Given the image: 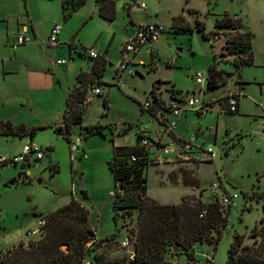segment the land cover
Instances as JSON below:
<instances>
[{"label":"rangeland","instance_id":"rangeland-1","mask_svg":"<svg viewBox=\"0 0 264 264\" xmlns=\"http://www.w3.org/2000/svg\"><path fill=\"white\" fill-rule=\"evenodd\" d=\"M93 1L84 0L73 16L67 15L71 12L70 7L64 11L67 26L76 21L75 25L79 27L77 35H73L75 40L84 46L93 44L98 55L105 59L100 84L93 85L99 93L87 90L81 126L71 128L69 139L78 141L77 149L71 153L68 141L53 131V126L60 124L63 108L60 109L57 103L58 96L42 91L37 94L35 107L21 112L18 107L4 106L0 102L3 117L8 116L14 121L25 119L33 122L35 127L42 126L36 127L32 142L43 149V157L32 156L26 166L25 182L10 185L9 181L19 173V165L0 164V252L20 242L37 239L38 233L33 230L39 227V219L73 198L86 210L87 223L94 229L96 239L115 234V243L105 248L97 259L98 264H128L132 246L121 242L127 230L129 232L134 226L136 210L117 218L116 222L112 219L115 185L106 161L113 146L134 144L137 128L143 124L149 127L150 140H157L155 127L158 124L154 116L140 106L145 101L152 102L153 90L162 102H166L175 90L193 92L194 97L206 103L207 111L203 114L188 110L181 129L184 137H194L197 150L191 152L190 158L183 154L185 158L181 160L155 162L152 156L162 151L163 146L176 149L177 144L170 140L167 132L160 139V147L149 141V161L144 169L145 195L159 204H176L182 196L208 202L211 186H216L219 197L224 193H235L236 198L229 205L216 244L194 243L193 257L200 261L211 257L214 264H225L231 237L238 235L240 243L234 255L245 263L251 258L262 260L264 0H136L145 4L144 10L135 5H130L129 10L124 9L131 0H113L114 15L110 21L96 14L89 17L90 12H94ZM224 13L233 20L238 31L251 34L252 60L237 71L230 63L232 56L223 55L225 35L215 26V19ZM79 15L85 16L83 24L82 19L78 20ZM173 17L176 25L187 22L191 30L177 29L172 25ZM138 20L157 23L164 26V30L152 45L142 44L124 56L127 68L119 72L117 81L114 65L120 58V45L128 39ZM195 20L203 23L206 36L196 30ZM75 57L84 62V67L91 62L86 55L81 58L75 54ZM210 63L226 73L223 83L206 88L205 84L198 85L190 79L196 72L206 76ZM127 69L132 73L128 74ZM1 81L0 86L4 85ZM65 81H60L63 87ZM67 82L68 86L72 84L71 76L67 77ZM42 83L46 86L45 80ZM63 90H60L61 99L67 89ZM228 91L239 94V108L235 112H228L224 107L222 98ZM208 103H211L209 108ZM163 114L169 118L166 112ZM90 124L104 126V135L86 134L82 126ZM19 136L0 135V157L18 154V147L21 150L29 137L25 135L18 140ZM199 146L202 149L210 147L214 158L209 160ZM82 149L85 157L79 154ZM101 249L99 247L98 251ZM167 252L172 254L174 251L169 248ZM174 260L183 261L185 255L180 253L173 258L166 255L158 264H171Z\"/></svg>","mask_w":264,"mask_h":264},{"label":"trees","instance_id":"trees-1","mask_svg":"<svg viewBox=\"0 0 264 264\" xmlns=\"http://www.w3.org/2000/svg\"><path fill=\"white\" fill-rule=\"evenodd\" d=\"M82 2L83 0L65 1L70 11ZM95 4L100 18L106 21L113 18V0H95ZM67 15L64 14L63 18ZM171 22L180 30L192 28L187 22L176 25L175 17ZM215 26L225 35L223 55L227 53L232 56L230 63L235 71L241 65L250 63L251 34L248 31H238L236 24L225 13L215 19ZM194 27L206 36L201 21L195 20ZM90 61L87 71H78L75 74V84L68 89L64 97L60 124L53 126V131L60 134L68 143L71 128L81 126L82 106L86 100L87 90L93 88L94 84H100L105 59L98 55L90 58ZM206 70V88L223 83L219 82V79L225 77L226 73L217 69L214 63L208 64ZM151 93L153 100L146 110L154 116L155 111L166 110L167 101L162 102L154 90ZM222 99L224 101L225 96ZM208 105L211 106V103ZM82 128L86 134L104 135V126L99 124L84 125ZM108 128L110 129V126ZM35 130L36 127L13 126L9 120L0 119V135L28 134L32 137ZM138 140L139 135L136 133L134 144L113 146L106 161L115 185L112 192V219L116 222L117 218L136 210L134 226L126 233L128 243L132 246L128 264H156L163 262L166 255L173 258L180 253L185 255L186 260H190L193 258L194 243L216 244L220 230L225 224L229 206L222 205L217 200L203 203L198 197L193 196H182L176 204H159L149 199L145 195L144 178L149 151L147 147L140 145ZM116 185H119L118 189ZM261 207L260 222H263L264 201ZM201 209L204 210V214L199 217ZM40 219H44V224L36 232L37 239L20 242L17 246L0 252V264H80L84 258H88L91 264H98L97 259L104 253L105 248L115 243L114 233L103 239L95 238L94 229L87 223L86 210L73 198ZM88 241L91 242L86 245ZM239 243L238 235H233L227 249L225 264H264V258L259 261L251 258L245 263L238 255H234ZM99 247H102L100 251ZM169 248L174 251L172 254L167 252Z\"/></svg>","mask_w":264,"mask_h":264},{"label":"crops","instance_id":"crops-1","mask_svg":"<svg viewBox=\"0 0 264 264\" xmlns=\"http://www.w3.org/2000/svg\"><path fill=\"white\" fill-rule=\"evenodd\" d=\"M65 1L68 2L69 0H3L0 2V79L2 80V84H4L0 86V102L4 106H10L14 108L18 107V112L26 109H33L35 107V102L37 101V94L47 90L53 93L55 96H58L59 100H57V103L61 109V107H63L64 98H60V90L64 89L63 91H65L66 88L68 91V89H70L75 84V74L78 71H87L89 69L90 63L87 67H84V62L75 57V54L81 58L83 57V55L77 53V44L79 43V46H83V44H80L81 42H77V40H75L76 37L73 36L75 34L77 35L79 31V27H77V24L75 25L76 21H71V25L67 26L68 18H63L65 9L69 7L66 5ZM93 3L94 12L91 11L89 17H92L94 14L97 15L95 0ZM80 6L81 4L69 12V14L71 13V16H73V13L77 12ZM129 9L130 7L126 10ZM39 11L42 12L41 15H39ZM84 17L85 16L83 15H79L78 20H83ZM47 22L48 24L46 25L45 23ZM84 22L85 20H83L81 24ZM131 22L133 23V20ZM140 22L145 21L138 20L137 22H134L133 26ZM23 23L28 27V33L30 35L31 41L26 44L16 45V35L18 33L20 24ZM53 24L59 25V30L56 37L60 42V45L55 47L49 45L48 43V36ZM131 34H129L128 38L131 36ZM74 46L76 49L75 52H70L69 47ZM89 47L95 51L93 44L91 46L89 45ZM56 59H65V62L55 63ZM70 76L72 77V84L68 86L67 77ZM62 79L66 80V84L64 86L65 88L61 83ZM42 80H45L46 86L44 83H42ZM232 93L237 94L238 110L239 94L235 91H232ZM14 96H17L18 100H16V97ZM159 112L164 113L163 110H159ZM159 112L155 111V115ZM187 114L188 110L182 111L176 118L174 127L169 132H167L170 140L174 143H177L178 141L189 136L187 135L184 137L182 133L183 131L181 130L182 126H184ZM155 115L154 118L156 120ZM0 119L9 120L13 126L25 125L26 127H35L33 122H29L25 119L14 121L8 116L3 117L1 114ZM157 124L158 126L155 127L157 140L153 142L155 147H159L161 145L160 139L162 138L163 133L166 132L162 124L158 122ZM139 127L146 128L147 137L150 139L148 125L146 126L143 124ZM25 135L28 134L20 135L18 140L23 139ZM32 137L29 136L27 139L32 140ZM193 142H195V140ZM196 146L197 145L193 143L191 152L197 150ZM198 148H200V146ZM175 150H177V147L176 149H173V152L170 153H173L174 155H166L164 161H171L173 159L181 160V158L185 157L190 158L191 152L188 154V156L184 157L182 155H177ZM19 151L21 150L18 147V153ZM79 154L80 156L85 157L83 149L79 151ZM30 162L31 159L27 161L26 166L29 165Z\"/></svg>","mask_w":264,"mask_h":264},{"label":"built area","instance_id":"built-area-1","mask_svg":"<svg viewBox=\"0 0 264 264\" xmlns=\"http://www.w3.org/2000/svg\"><path fill=\"white\" fill-rule=\"evenodd\" d=\"M130 5H135L139 10H144L145 4L141 1L137 2L136 0H131L130 4H126L123 6L124 9H128ZM59 30L58 24H53L49 36H48V43L49 45L55 47L60 45V42L57 40V33ZM164 30V26L159 25L157 23H146L140 22L135 24L133 32L131 36L125 40L120 45V58L117 63L114 65V71L116 73V78L119 77V72L125 70L127 68V62L124 60V56L129 52L139 48L142 44H149L152 45L154 42L157 41L159 34ZM31 41L30 35L28 33V27L26 24H20L18 33L16 35L15 44L21 45L26 44ZM71 45V44H69ZM70 52H75V46L69 47ZM77 53L80 55H86L88 58H95L97 57V53L89 46H78ZM65 59H56L55 63H64ZM128 74H131V70L127 69ZM194 82L198 85H202L206 83V76H203L200 72H196L191 77ZM118 81V78H117ZM225 77L222 76L219 79V82H224ZM93 94L99 93V90L96 87L90 89ZM200 91L203 92V89L200 88ZM224 100V107L228 112H234L237 110V94L232 92H227L225 95ZM167 108L164 110L169 115L164 116L163 112H159L155 115L156 121L164 127L166 132H169L175 124L176 118L180 115V113L184 110H193L198 115L203 114L207 111L205 105L201 99L194 97L193 92H171L169 95V99L167 100ZM149 102L145 101L142 103L141 108L147 109L149 106ZM264 106V103L262 104ZM209 108V105H208ZM137 134L139 135V144L147 147L149 141H151L146 134L145 127H139ZM193 141L194 137L189 135L183 140L178 141L177 144V155L188 154L191 152L193 148ZM152 142V141H151ZM153 143V142H152ZM154 144V143H153ZM78 141L74 139L73 141L69 140V150L72 153L74 150L77 149ZM160 147V146H159ZM148 149V148H147ZM202 152L206 153L207 158L212 160L214 158V153L210 147L205 149L200 148ZM149 151V150H148ZM150 152V151H149ZM173 152V148H167L163 146V150L160 151L158 154H154L152 156V161L160 162L165 160L166 154ZM35 157L36 159H41L43 157V149L32 142L31 139H28L22 146L21 151L14 156L9 158L0 157V164H9L13 166L19 165V173L17 177H15V182H24L27 178V171H26V164L31 157ZM209 200L215 201L217 200L222 205H231L236 198L235 193H224L222 195L217 196L216 194V186H211L208 188ZM204 214V210L201 209L198 216H202ZM44 224V219H39V227L33 230L37 232L39 228ZM91 241L86 242L88 245ZM128 243V236L125 235L123 241L121 242L122 245ZM176 257V255L174 256ZM162 263V262H159ZM80 264H91V261L88 258L82 259ZM158 264V263H156ZM171 264H214L212 258H205L204 260H196L194 257L190 260H183L178 261L174 260Z\"/></svg>","mask_w":264,"mask_h":264},{"label":"water","instance_id":"water-1","mask_svg":"<svg viewBox=\"0 0 264 264\" xmlns=\"http://www.w3.org/2000/svg\"><path fill=\"white\" fill-rule=\"evenodd\" d=\"M190 79H191V77H190ZM15 183V177L14 178H12L10 181H9V184L10 185H13ZM116 187H117V189L119 188V185H116Z\"/></svg>","mask_w":264,"mask_h":264}]
</instances>
